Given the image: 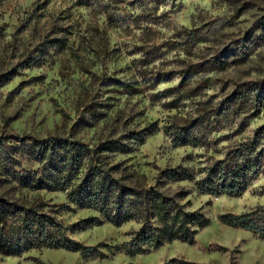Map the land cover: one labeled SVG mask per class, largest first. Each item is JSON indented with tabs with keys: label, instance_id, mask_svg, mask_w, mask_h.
Instances as JSON below:
<instances>
[{
	"label": "rangeland",
	"instance_id": "374dc122",
	"mask_svg": "<svg viewBox=\"0 0 264 264\" xmlns=\"http://www.w3.org/2000/svg\"><path fill=\"white\" fill-rule=\"evenodd\" d=\"M132 87L140 92L128 93ZM203 117L215 128L204 146H176L165 132ZM259 132L264 0H0V138L97 144L138 134L145 142L111 161L155 185L161 169L198 171ZM167 187L189 190L191 208L210 224L193 243L131 255L120 247L138 223L98 224L97 212L64 192L31 191L0 176V200L55 223L22 233L17 251H0V264H264V234L220 218L264 207V173L240 196L201 193L186 181Z\"/></svg>",
	"mask_w": 264,
	"mask_h": 264
},
{
	"label": "trees",
	"instance_id": "16d2710c",
	"mask_svg": "<svg viewBox=\"0 0 264 264\" xmlns=\"http://www.w3.org/2000/svg\"><path fill=\"white\" fill-rule=\"evenodd\" d=\"M168 80L159 77L157 83ZM183 86L184 82L176 89L181 90ZM131 89L128 90L130 94L140 92L138 87ZM231 111L226 108L221 113ZM212 127L209 119L203 117L189 124H170L165 126V132L176 146L199 147L209 143L208 135L215 129ZM132 135L128 137L129 142L108 138L89 144L57 135L39 139L6 134L0 138V176L31 191L64 192L71 203L97 212L98 224L138 223L139 227L130 232V240L120 247L135 255L173 241L193 243L196 235L210 224L202 210L191 208L187 198L189 190L179 187L172 191L165 185L186 181L193 183L201 193L240 196L264 173V148L261 145L264 133L259 132L257 136L239 142L223 159L211 165L198 171L190 167L164 168L159 172L157 184L148 185L136 180L135 172H127L123 160L111 161V155L130 154L145 142L142 136ZM25 161L38 166L27 167ZM35 216L32 210L0 200V251L13 253L22 244V233L32 234L36 229L43 230L47 225L55 224L52 220L45 223L41 215ZM220 218L231 226L264 234V207L241 214H225ZM9 219L21 223L20 226L10 223L11 228L16 229V234L11 237L6 232Z\"/></svg>",
	"mask_w": 264,
	"mask_h": 264
}]
</instances>
